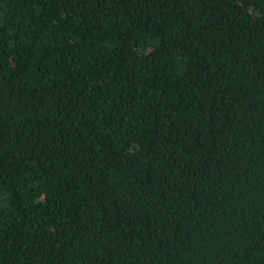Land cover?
<instances>
[{"label":"trees","instance_id":"1","mask_svg":"<svg viewBox=\"0 0 264 264\" xmlns=\"http://www.w3.org/2000/svg\"><path fill=\"white\" fill-rule=\"evenodd\" d=\"M0 264H264V0H0Z\"/></svg>","mask_w":264,"mask_h":264}]
</instances>
